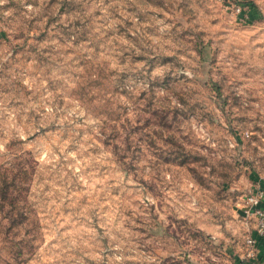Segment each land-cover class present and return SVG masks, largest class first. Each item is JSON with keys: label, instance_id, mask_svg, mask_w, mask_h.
I'll use <instances>...</instances> for the list:
<instances>
[{"label": "rangeland", "instance_id": "1", "mask_svg": "<svg viewBox=\"0 0 264 264\" xmlns=\"http://www.w3.org/2000/svg\"><path fill=\"white\" fill-rule=\"evenodd\" d=\"M20 161L0 264H248L264 0H0V165Z\"/></svg>", "mask_w": 264, "mask_h": 264}, {"label": "trees", "instance_id": "2", "mask_svg": "<svg viewBox=\"0 0 264 264\" xmlns=\"http://www.w3.org/2000/svg\"><path fill=\"white\" fill-rule=\"evenodd\" d=\"M32 163L35 161L0 165V210L6 209L10 215L9 218L17 224L23 223L27 218V213L23 211V208L28 197L22 184L30 178ZM18 216L22 219H18ZM19 258V262H25L27 259L23 255Z\"/></svg>", "mask_w": 264, "mask_h": 264}, {"label": "built area", "instance_id": "3", "mask_svg": "<svg viewBox=\"0 0 264 264\" xmlns=\"http://www.w3.org/2000/svg\"><path fill=\"white\" fill-rule=\"evenodd\" d=\"M264 188L258 187L254 192L248 194L244 200L243 211L247 216L255 219V233L247 239L251 251L250 257L255 256L254 249L259 237H264Z\"/></svg>", "mask_w": 264, "mask_h": 264}, {"label": "crops", "instance_id": "4", "mask_svg": "<svg viewBox=\"0 0 264 264\" xmlns=\"http://www.w3.org/2000/svg\"><path fill=\"white\" fill-rule=\"evenodd\" d=\"M264 207V203H263ZM255 233V230L253 231ZM256 255L249 259L248 264H264V237H259L256 243Z\"/></svg>", "mask_w": 264, "mask_h": 264}]
</instances>
